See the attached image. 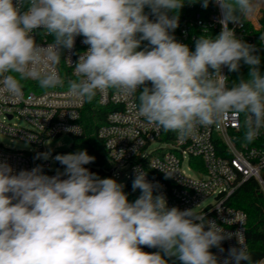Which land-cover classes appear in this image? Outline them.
I'll list each match as a JSON object with an SVG mask.
<instances>
[{
  "label": "clouds",
  "instance_id": "obj_1",
  "mask_svg": "<svg viewBox=\"0 0 264 264\" xmlns=\"http://www.w3.org/2000/svg\"><path fill=\"white\" fill-rule=\"evenodd\" d=\"M213 2L222 13V30L215 38L199 37L191 51L170 34L179 27L185 0H0V91L21 93L12 73L37 80L41 88L63 86L54 66L83 36L90 47L74 67L77 79L68 81L77 99L91 102L110 88L129 97L138 92V114L158 131L184 138L230 113L244 114L245 140L252 142L264 128L261 60L255 45L228 25L253 16L257 3ZM39 29L52 37L47 47L34 38ZM142 41L150 47L138 51ZM241 61L249 66V78L228 87L221 70L238 71ZM55 159L64 171L51 177L40 166L13 174L0 161V264H168L165 257L219 264L210 249L223 252L221 242L231 234L194 209L169 208L143 171L137 169L132 184L141 195L130 203L122 184L84 167L95 160L86 150ZM238 240L241 247L229 249L223 264H253Z\"/></svg>",
  "mask_w": 264,
  "mask_h": 264
},
{
  "label": "built area",
  "instance_id": "obj_2",
  "mask_svg": "<svg viewBox=\"0 0 264 264\" xmlns=\"http://www.w3.org/2000/svg\"><path fill=\"white\" fill-rule=\"evenodd\" d=\"M256 3L253 16L242 24L229 23L228 26L239 39L255 45V54L261 60L259 69L264 75V40L260 38L264 35V0H256ZM144 11L150 20H155L148 7ZM178 15L179 27L170 34L191 51H195L199 37L206 34L215 38L222 30V13L213 0H209L207 8L202 6V0H185ZM42 31L39 29L33 35L37 44L47 47L52 43V37ZM84 39L77 36L74 47L64 49L59 63L54 66L64 79L63 86L41 88L37 80L22 79L19 74L12 73L20 81L21 93L12 96L0 91V137L6 136L11 141L23 140L32 146L29 150L16 149L0 139V161H6L13 168V174L40 166L43 174L57 175L59 171L51 169V157L46 160L42 156L36 158L38 154L45 153V142L64 135L79 137L83 134L80 119L86 100L77 99L70 93L68 81L77 79L74 67L90 47L83 43ZM146 47H150L149 42L142 41L140 48L144 50ZM221 71L228 78V87L249 78V66L243 61L238 71L230 72L227 67ZM148 86H151L150 82ZM96 95L100 105L112 108L107 122L98 130L111 162V169L106 172L117 180L128 170L129 180L123 184L126 187L129 182L133 184L137 169L143 171L146 179L154 185L153 194H163L169 208L177 207L181 211L200 208L206 199L214 197L213 203L195 212L220 225L231 237L221 242L223 252L218 247L210 251L217 256L219 264H223L229 249L241 247L239 238L248 252V215L228 202L251 179L259 184L264 194V128L252 142H248L245 140L244 114L230 113L222 123L198 126L193 136L184 138L177 132L166 133L149 125L138 114V92L129 97L110 88ZM15 119L23 120L25 125L13 123ZM166 137L172 138L164 139ZM186 160H189L188 169L193 174L185 171ZM56 166L64 168L59 166V161ZM65 178L61 176V179ZM141 248L148 253L156 249ZM258 264H264V258Z\"/></svg>",
  "mask_w": 264,
  "mask_h": 264
},
{
  "label": "trees",
  "instance_id": "obj_3",
  "mask_svg": "<svg viewBox=\"0 0 264 264\" xmlns=\"http://www.w3.org/2000/svg\"><path fill=\"white\" fill-rule=\"evenodd\" d=\"M137 50L142 49L138 48ZM111 110V107H104L99 104L97 95L91 102L86 101L80 119L83 134L79 137H73L71 147L73 153L86 150L90 156L95 157L94 162L90 163L91 166L88 169L100 178H113L106 172V170L111 169V162L108 158L104 142L98 136V130L107 122L106 119ZM168 133H172V131ZM170 138L172 137L164 139ZM123 191L127 194L130 202H134L140 193L139 189L133 190L131 182L123 188ZM228 204L247 213L246 237L248 253L251 256L253 264H258L264 258V194L259 184L254 179L247 181L231 197ZM156 251L158 249L151 250L150 253ZM165 259L168 260V264H181L175 257H165ZM244 264H247V262L244 261Z\"/></svg>",
  "mask_w": 264,
  "mask_h": 264
},
{
  "label": "rangeland",
  "instance_id": "obj_4",
  "mask_svg": "<svg viewBox=\"0 0 264 264\" xmlns=\"http://www.w3.org/2000/svg\"><path fill=\"white\" fill-rule=\"evenodd\" d=\"M12 122L17 123V124L22 125V126L25 125V123L21 119H15ZM0 139L4 143L6 142L7 145H9L13 148H16V149L29 150L32 148V146L30 144L23 142V140L22 141H19V140L11 141L9 138H6V136L0 137ZM72 144H73V137H70L68 135H64V136H61L58 138L56 137L55 139H51V140L45 142V151L44 152L48 153L49 154L48 156L51 157V169L52 170H57L61 173L64 171V168L58 169V167L56 166L57 160L54 157H56L57 155H66V154L73 153L71 151ZM74 153H77V152H74ZM90 166L91 165L88 164V165H85L84 167L89 168ZM188 167H189V160H186L185 165H184V169L187 173L193 174V172L191 170H189ZM127 173H129L128 170L126 171V173L123 174V176L119 177L116 181L122 185L127 183L129 180ZM213 202H214V197L208 198L202 203L200 208L205 207L208 204H211ZM200 208H196L195 211L199 210Z\"/></svg>",
  "mask_w": 264,
  "mask_h": 264
},
{
  "label": "water",
  "instance_id": "obj_5",
  "mask_svg": "<svg viewBox=\"0 0 264 264\" xmlns=\"http://www.w3.org/2000/svg\"><path fill=\"white\" fill-rule=\"evenodd\" d=\"M59 166H62V165L60 164V162H59Z\"/></svg>",
  "mask_w": 264,
  "mask_h": 264
}]
</instances>
